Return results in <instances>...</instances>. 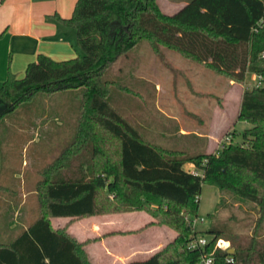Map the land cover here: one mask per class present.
Returning <instances> with one entry per match:
<instances>
[{"label":"trees","instance_id":"1","mask_svg":"<svg viewBox=\"0 0 264 264\" xmlns=\"http://www.w3.org/2000/svg\"><path fill=\"white\" fill-rule=\"evenodd\" d=\"M62 22L77 31L78 56L58 62L41 55L22 78L10 75L0 88V124L21 108L29 110L39 96L77 91L80 104L73 139L38 171L33 187L38 217L24 223L15 237L14 223L4 218L1 238L10 241H0V264H92L84 244L65 230H54L51 219L144 210L177 238L149 259L130 264H200L213 253L217 264H228V256L233 264H264L257 238L233 239V254L215 251L217 240L230 235L215 223L199 231L187 219L197 217L204 184L254 204L264 218V0H192L173 15L165 14L157 0H78L72 17ZM145 41L157 53L163 47L240 85L248 74L259 77L260 85L242 97L237 121L250 127L241 145L224 144L212 154L198 144L181 147L184 140H205L177 127L168 136L178 146L165 147L149 140L122 112L118 91L138 92L106 75ZM28 110L22 112L26 118L36 115ZM29 119L20 121L13 139L30 133ZM193 148L200 151L189 155ZM187 163L196 171L187 170ZM199 236L209 244L191 250V238Z\"/></svg>","mask_w":264,"mask_h":264},{"label":"rangeland","instance_id":"2","mask_svg":"<svg viewBox=\"0 0 264 264\" xmlns=\"http://www.w3.org/2000/svg\"><path fill=\"white\" fill-rule=\"evenodd\" d=\"M159 1L163 11L172 15L192 0H170L172 5L169 6L167 0ZM106 79L138 92L131 95L118 91L121 96L117 98V105L149 140L165 147L178 146L174 142L171 144L168 136L169 129L178 127L181 133L197 134L205 140L202 143L192 138L179 140L181 147L202 145L201 149L208 154L218 152L224 144H242V134L250 125L237 121L241 98L246 90L260 85V79L259 82L253 80V74H248L246 84L240 85L163 47L157 53L147 41L122 58L107 73ZM79 105L77 91L52 97L39 96L29 110L21 108L18 114L9 116L0 124V186L7 189L0 191V241H10L1 238L4 218L14 223L16 229L12 237H15L24 223L38 217L37 196L33 194V187L39 180L38 171L53 161L73 139ZM25 110L36 114L31 118L36 116L37 119L26 118L22 113ZM27 119L32 122L30 127L33 129L29 134L13 139L20 121L27 122ZM31 137L32 142L25 144ZM189 151V155H194L200 149ZM185 168L196 171L190 163ZM7 201L9 203L5 204ZM260 210L252 203L204 184L197 217L187 216V219L205 220L204 224L197 226L204 232L211 224L219 225L230 235L222 239L229 240V250L233 249V239L250 241L257 238L264 248V218L261 219ZM123 217L133 218L132 215ZM60 224L56 221L54 226Z\"/></svg>","mask_w":264,"mask_h":264},{"label":"crops","instance_id":"3","mask_svg":"<svg viewBox=\"0 0 264 264\" xmlns=\"http://www.w3.org/2000/svg\"><path fill=\"white\" fill-rule=\"evenodd\" d=\"M157 1L162 9L160 1ZM77 2L0 0V88L10 75L22 78L28 66L41 55L58 62L78 56L77 31L62 22L72 17ZM166 4L172 5L170 0ZM253 80L259 82V77L253 75ZM182 134L189 133L182 131ZM146 205L150 209L154 208L153 204L146 202ZM123 215H132L133 218L127 219ZM56 221L61 223L58 227L54 226ZM155 222L145 210L80 220L51 219L54 230H65L84 244L92 264L145 261L174 242L177 233Z\"/></svg>","mask_w":264,"mask_h":264},{"label":"built area","instance_id":"4","mask_svg":"<svg viewBox=\"0 0 264 264\" xmlns=\"http://www.w3.org/2000/svg\"><path fill=\"white\" fill-rule=\"evenodd\" d=\"M205 222L206 221L203 220V219L202 220L196 219L191 224H192L193 227L197 228V226L199 224H204ZM219 240H221V239H219ZM201 241H206L207 243L202 244ZM208 244H209V239L207 237H202V236L194 237V238H191V240H190L189 248L191 250H198L200 248L206 247ZM229 249H230V247L228 249H223L222 246L221 247H217V242L215 244V251H217V250L229 251ZM208 261H210L211 264H217V260H216V258L214 256V253L211 254V255L204 256L202 261L200 262V264H207ZM226 262L228 264H233L234 263V258L232 256H228L226 258Z\"/></svg>","mask_w":264,"mask_h":264},{"label":"clouds","instance_id":"5","mask_svg":"<svg viewBox=\"0 0 264 264\" xmlns=\"http://www.w3.org/2000/svg\"><path fill=\"white\" fill-rule=\"evenodd\" d=\"M202 244L207 243L206 241H201ZM223 247V249H228L230 247V242L228 241H224V240H218L217 241V247ZM207 264H211L210 261L207 262Z\"/></svg>","mask_w":264,"mask_h":264},{"label":"water","instance_id":"6","mask_svg":"<svg viewBox=\"0 0 264 264\" xmlns=\"http://www.w3.org/2000/svg\"><path fill=\"white\" fill-rule=\"evenodd\" d=\"M228 253H229V254H233V253H234V250L231 249V250L228 251Z\"/></svg>","mask_w":264,"mask_h":264}]
</instances>
